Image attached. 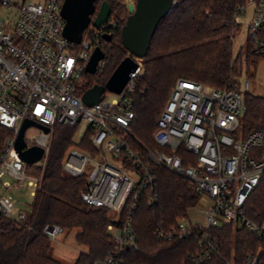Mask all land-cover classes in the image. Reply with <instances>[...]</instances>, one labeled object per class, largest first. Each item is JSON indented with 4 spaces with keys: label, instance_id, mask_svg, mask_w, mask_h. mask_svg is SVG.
<instances>
[{
    "label": "built area",
    "instance_id": "2783aa9c",
    "mask_svg": "<svg viewBox=\"0 0 264 264\" xmlns=\"http://www.w3.org/2000/svg\"><path fill=\"white\" fill-rule=\"evenodd\" d=\"M103 1H96V11L82 41L77 43L64 35L66 19L61 10L65 0H0V124L14 132L0 153V185L10 190L27 180L36 188L35 195L48 162L55 127L86 121L91 149L82 143L79 147L72 144L64 169L74 176L87 174L83 200L95 207L109 208L113 216L108 228L115 231L111 233L114 248L94 264H128L127 252L139 250L132 219L145 195L150 204L156 200L157 167L186 177L199 195L193 208L203 213L200 222L185 217L173 224L161 223L155 231L162 240L195 243L183 264H212L216 257L222 264H264V244L238 263L235 256L222 253L213 234L214 229L234 225L252 231L264 242V224L249 218L245 211L249 197L264 176V131L246 135L242 130L254 64L247 62L245 54V62L237 65L240 75L224 88L179 78L157 120V147L150 149L131 128L136 118L133 95L142 59L136 58L139 67L121 93L106 90L103 99L92 106L83 100L86 90L82 82L93 52L97 47L104 51L96 70L103 72L109 62L106 49L128 18L125 11L112 9L107 21L96 26ZM179 1L173 0L172 9ZM253 2L256 9L248 28L249 40L253 54L264 57V38L260 36L264 0ZM244 8H238L237 17ZM2 13L6 17H1ZM105 35H110L111 40ZM242 75L246 79L241 83ZM107 93L116 94V98L109 100ZM27 118L50 128L46 132L31 126L38 129V134L30 138L25 135L26 148L39 145L45 149L42 159L34 164L25 162L15 148L16 135ZM127 207L129 217L122 220ZM2 216L23 224L28 213L15 215L12 205L0 196ZM64 232L59 224H47L42 231L51 240Z\"/></svg>",
    "mask_w": 264,
    "mask_h": 264
},
{
    "label": "trees",
    "instance_id": "16d2710c",
    "mask_svg": "<svg viewBox=\"0 0 264 264\" xmlns=\"http://www.w3.org/2000/svg\"><path fill=\"white\" fill-rule=\"evenodd\" d=\"M107 1L113 11H128L122 0ZM246 4L247 0H180L161 20L142 60V72L133 95L136 118L132 132L148 148L157 147L154 139L157 120L179 78L224 88L240 75L237 61L242 54H246L247 62L257 67L260 57L253 54L250 40L248 50L237 60L233 57L237 11ZM122 27L106 49L109 58L106 69L85 74V90L95 84H106L128 55L122 42ZM260 36L264 38V26ZM245 102L243 132L247 135L256 130L264 131V95L248 92ZM76 127H55L41 185L25 223L0 217V264H64L54 258L52 240L42 233L47 224H59L65 231L78 230L77 241L86 251L79 255L75 264H94L114 248L108 228L112 222L110 209L95 207L83 200L87 174L74 176L64 169V159L73 144ZM13 136L12 130L0 124V153L7 139ZM88 138L87 133L81 146L91 149ZM155 170L157 197L150 204L145 195L137 207L132 224L137 232L139 250L128 251L126 258L128 264H183L188 253L195 249V243L162 240L155 231L161 223L169 225L188 217L199 195L186 177L163 167ZM37 171L41 168L37 167ZM245 211L249 218L264 224V176L249 197ZM128 217L127 207L122 220ZM213 234L221 244L222 253L227 257L235 256L238 263L264 244L252 231L234 225L214 229ZM212 264L222 262L216 257Z\"/></svg>",
    "mask_w": 264,
    "mask_h": 264
},
{
    "label": "water",
    "instance_id": "95a60500",
    "mask_svg": "<svg viewBox=\"0 0 264 264\" xmlns=\"http://www.w3.org/2000/svg\"><path fill=\"white\" fill-rule=\"evenodd\" d=\"M96 1L65 0L61 12L66 19L64 35L69 40L77 43L82 41L83 32L90 24L92 15L96 11ZM126 2L129 15L122 27L121 37L124 47L128 50V55L118 65L106 84H95L85 91L83 100L89 106L99 103L106 90L115 93L123 91L131 79V74L139 67L136 58L143 59L147 55L161 20L171 12L173 6V0H135V2L126 0ZM111 12V4L104 0L95 20V25L100 27L104 24ZM105 38L111 40L110 35H105ZM104 56V51L97 47L86 67L87 73H96L97 65ZM31 126H38L46 132H49L50 128L27 118L16 135L15 148L20 157L25 162L34 164L42 159L45 149L39 145L26 148V130Z\"/></svg>",
    "mask_w": 264,
    "mask_h": 264
},
{
    "label": "rangeland",
    "instance_id": "374dc122",
    "mask_svg": "<svg viewBox=\"0 0 264 264\" xmlns=\"http://www.w3.org/2000/svg\"><path fill=\"white\" fill-rule=\"evenodd\" d=\"M20 0H14V3L19 2ZM126 6V0H122ZM256 9V3L253 0H247V4L243 10V13L237 17V25L234 30V40H233V57L235 60L238 59L242 52H246L248 50L249 45V24L253 19V15ZM15 11L13 10V13ZM126 12V11H125ZM126 13L129 12L127 11ZM1 17H6L5 13L1 14ZM245 53L242 54V58L237 61V65L240 61L245 62L244 57ZM258 58V57H257ZM143 60V59H142ZM141 60V61H142ZM250 63V62H249ZM252 63V62H251ZM253 64V63H252ZM255 69V72H251V81L252 88L250 90L251 93L256 95H264V57H260L258 60V65ZM246 79L245 75L240 77L241 83ZM87 83V79L84 76L82 86L85 87ZM108 99L113 100L116 98V94L107 93ZM87 127L88 124L86 121L80 122L76 127V132L73 139V144L75 147H79L81 143L87 138ZM38 129L31 127L28 129L26 136L28 138L32 137L34 134H38ZM109 157H111L109 155ZM91 165H89L88 170H90ZM32 171L36 172V167H32ZM33 173V172H32ZM8 180V179H5ZM36 188L32 187L28 184L26 180L19 188H14L10 190H5L0 185V196L4 197L13 207L15 211V215H18L21 211H25L28 213V216L32 212V204L34 202V194ZM192 221L200 222L203 219V213L198 212L196 208H192L189 210L187 215ZM113 217V216H112ZM115 231H112L113 233ZM77 233L78 230L73 231H65L61 233L56 240H52L53 245V256L55 259L61 261L64 264H75L79 255L86 251V248L79 244L77 241Z\"/></svg>",
    "mask_w": 264,
    "mask_h": 264
}]
</instances>
